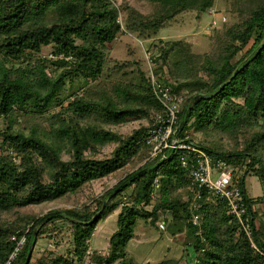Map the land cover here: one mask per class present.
Returning a JSON list of instances; mask_svg holds the SVG:
<instances>
[{"label": "trees", "instance_id": "obj_1", "mask_svg": "<svg viewBox=\"0 0 264 264\" xmlns=\"http://www.w3.org/2000/svg\"><path fill=\"white\" fill-rule=\"evenodd\" d=\"M114 1L0 0V264L16 246L13 235H27L20 254L25 264L30 244L60 228L54 225L58 221L68 225L73 249L65 254L51 251L36 264H84L97 226L119 208L110 251L93 252L94 264H138L128 245L140 217L151 224L163 217L171 235L186 232L192 237L199 260L195 264H264L255 220L253 238L263 253L252 247L225 200L198 201L202 219L199 226L192 224L191 198H185L190 179L181 162L184 150L140 166L151 151L148 127L141 124L130 134L114 129L163 112L142 62L112 55L110 45L121 31L119 10L126 13L130 31L148 37L178 14L206 12L217 0H138L152 4L147 14L132 0H122L119 7ZM263 39L264 0H243L239 22L226 29L211 54L197 55L181 40H168L155 58L167 66L165 80L173 92L185 91L181 134L204 132L201 148L245 168L239 184L254 219L253 206L264 203V46L232 76ZM47 46L56 59L31 56ZM51 65L54 73L48 70ZM77 80L84 81L83 93L66 94V82ZM224 83L213 96L197 98ZM225 139L230 146L224 145ZM91 142L116 146L111 156L95 158L87 153ZM250 173L263 187L258 200L245 186ZM111 176L119 182L102 195L90 196L95 182ZM52 202L73 207L36 212L35 206Z\"/></svg>", "mask_w": 264, "mask_h": 264}, {"label": "rangeland", "instance_id": "obj_2", "mask_svg": "<svg viewBox=\"0 0 264 264\" xmlns=\"http://www.w3.org/2000/svg\"><path fill=\"white\" fill-rule=\"evenodd\" d=\"M115 1L114 2L119 7L122 0ZM242 1L243 0H217L215 5L206 12L186 10L173 19L165 22L156 33L148 37H142L138 33L130 31L126 27V13L119 10L118 19L121 25V31L110 45L112 55L120 60L136 59L141 61L147 73L151 64L160 78L165 80L168 74V68L161 60H155V58L159 57L161 54L160 47L163 46V41L181 40L184 47L194 54H211L218 45L219 40L225 35L226 29L239 22V12ZM131 3L145 14L150 13L153 9L150 2L132 0ZM224 18H226L225 21ZM214 21H216V23H214ZM252 42L253 40L244 51L251 46ZM32 55H41L52 59L57 58L52 55V48L50 46L43 47L40 53L31 54V56ZM241 55L242 53L237 55L236 59ZM48 70L50 73H54L52 65ZM166 82L170 83V81ZM83 85V80H77L73 83L66 82L64 90L66 94H71L75 91H79L78 93L82 94L83 91L81 87ZM177 95L182 98V109L185 91ZM154 115L156 114H151L144 120H129L126 123L114 127V129L124 134H130L134 129L139 128L141 124L149 127L151 118ZM1 128L2 123L0 122V129ZM189 133L190 139L194 143L201 145L205 135L204 132L190 129ZM223 143L225 146L231 145L227 139H225ZM115 146L116 143L114 142H108L106 145H97L91 142L87 148V153L95 158H106L111 156ZM64 155L68 157V154L65 153ZM149 157L150 152L140 163V166L146 163L152 164L154 161L149 160ZM244 169L245 168L239 167L237 176L242 177ZM118 182L119 178L112 176L99 180L95 182L93 190L89 192V194L92 197L102 195ZM245 186L249 196L254 200H258L263 196V187L253 173L245 177ZM133 187L134 186L128 189V193L132 191ZM188 190L189 193L185 196L187 200L192 197L190 188ZM106 201L108 202V200ZM90 204L93 203L91 202ZM72 207V205L52 202L37 205L35 209L37 213L45 215L53 210H65ZM93 209H95V204L93 205ZM253 209L255 211V226L258 231L259 240L264 243V203L260 201L256 202ZM119 211L120 208L97 226L90 241V250L84 264H94L92 262V257L95 251H99L101 254L109 253L110 237L118 229L117 215ZM159 214L163 215L165 212L161 210ZM149 221L150 219L138 218L135 231L136 237L131 240L128 245V251L135 257L138 264H159L169 259L175 260L177 264H195L192 237L188 236L186 232L173 236L168 230H162L157 223L151 224ZM57 224H59L58 226H60V228L47 232L39 239L32 255L31 264H36L40 257L47 256L51 251L65 254L73 249V242L68 225L63 221H58L54 225Z\"/></svg>", "mask_w": 264, "mask_h": 264}, {"label": "built area", "instance_id": "obj_3", "mask_svg": "<svg viewBox=\"0 0 264 264\" xmlns=\"http://www.w3.org/2000/svg\"><path fill=\"white\" fill-rule=\"evenodd\" d=\"M148 74L154 94L163 106V112L151 118V124L147 130L146 142L151 147L149 160L154 161L152 163L154 164L168 159L176 150H184L181 162L182 166L188 170L190 179L192 224L199 226L202 219L198 201L204 198L225 200L230 213L239 221L249 237L252 247L263 253L253 238L251 221L255 219L253 215L248 214L246 199L239 184L240 177L237 176L238 168L226 159L213 155L194 143L190 139L189 130L181 134L180 123L186 118L185 116L182 120L179 118L182 98L173 92L170 83L160 78L151 64ZM152 197L155 198L156 193H153ZM170 217V213H167L166 218ZM157 224L162 230L166 229L165 218L161 217ZM29 229L30 226L26 232ZM11 240L16 241V246L5 264H23L20 261V254L27 243V235L26 233L20 237L13 235ZM198 261V259L195 260V262Z\"/></svg>", "mask_w": 264, "mask_h": 264}, {"label": "water", "instance_id": "obj_4", "mask_svg": "<svg viewBox=\"0 0 264 264\" xmlns=\"http://www.w3.org/2000/svg\"><path fill=\"white\" fill-rule=\"evenodd\" d=\"M263 46H264V39L262 40V42L260 43V45L255 49V51H254V52H253V53H252L247 59H245V61H244L243 63H241V64L239 65L238 69L235 71V73L233 74L232 77H234L244 65L248 64V62L251 61V60L256 56V54L261 50V48H262ZM230 80H231V79H230ZM230 80H228L226 83H228ZM226 83L220 85V86H219L215 91H213V92L198 95L197 98H209V97L213 96V95H214L219 89H221ZM183 122H184V121L182 120V122L180 123V127H182ZM118 190H119V189H117L113 194H115ZM113 194L110 195L108 198H111V196H113ZM107 200H108V199H107ZM106 203H107V201L104 202L103 207L106 206ZM35 245H36V240H34V241L30 244V246H29L28 253H27V255H26L25 264H30L31 257H32V255H33V250H34Z\"/></svg>", "mask_w": 264, "mask_h": 264}]
</instances>
